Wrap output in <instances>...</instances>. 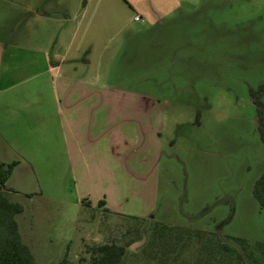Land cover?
<instances>
[{
  "label": "rangeland",
  "instance_id": "obj_1",
  "mask_svg": "<svg viewBox=\"0 0 264 264\" xmlns=\"http://www.w3.org/2000/svg\"><path fill=\"white\" fill-rule=\"evenodd\" d=\"M196 10V27L171 26L165 39L156 28L119 48L93 39L106 46L107 69L112 60L110 84L170 100L159 172L107 182L119 189L107 199L113 214L59 189L56 199L7 193L23 206L15 219L35 264H88L87 248L104 242L125 248L122 264H264V209L253 196L264 143L251 93L264 84V0H203Z\"/></svg>",
  "mask_w": 264,
  "mask_h": 264
},
{
  "label": "crops",
  "instance_id": "obj_2",
  "mask_svg": "<svg viewBox=\"0 0 264 264\" xmlns=\"http://www.w3.org/2000/svg\"><path fill=\"white\" fill-rule=\"evenodd\" d=\"M202 1L0 0V162L15 163L7 193L56 199L59 189L113 214L107 199L119 189L107 182L158 174L170 100L110 84L112 60L107 69L93 39L119 48L155 28L165 39L171 26H197Z\"/></svg>",
  "mask_w": 264,
  "mask_h": 264
},
{
  "label": "trees",
  "instance_id": "obj_3",
  "mask_svg": "<svg viewBox=\"0 0 264 264\" xmlns=\"http://www.w3.org/2000/svg\"><path fill=\"white\" fill-rule=\"evenodd\" d=\"M251 93L257 109L259 135L264 143L263 104L260 100L264 94V84ZM14 165L15 163L5 165L0 162V264H35L34 256L23 242L15 219L16 215L23 212V206L9 200L5 186ZM253 196L264 209V174L256 180ZM99 205H104V203L101 201ZM235 241L247 244L240 239H235ZM86 252L89 254L88 264H122L125 248L114 242H104L89 246ZM238 257L240 258V255ZM56 264L71 263L64 258Z\"/></svg>",
  "mask_w": 264,
  "mask_h": 264
},
{
  "label": "built area",
  "instance_id": "obj_4",
  "mask_svg": "<svg viewBox=\"0 0 264 264\" xmlns=\"http://www.w3.org/2000/svg\"><path fill=\"white\" fill-rule=\"evenodd\" d=\"M134 20H135V21H140L141 18H140L139 16H135Z\"/></svg>",
  "mask_w": 264,
  "mask_h": 264
}]
</instances>
